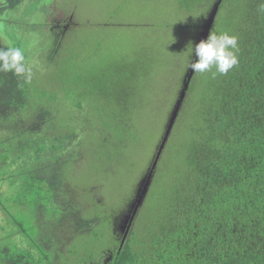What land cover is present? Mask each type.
<instances>
[{
	"label": "trees",
	"instance_id": "obj_1",
	"mask_svg": "<svg viewBox=\"0 0 264 264\" xmlns=\"http://www.w3.org/2000/svg\"><path fill=\"white\" fill-rule=\"evenodd\" d=\"M208 2L177 0L176 10L198 14ZM23 4L24 0H0V27L4 17L17 13ZM260 4L261 0L220 1L212 30L217 26L218 33L238 36L239 64L227 75L194 73L186 79L188 102L184 98L183 103L188 107L180 111L173 131L174 139L184 136L185 172L158 213L165 223H151L143 228L144 234L130 239L128 235L122 248L119 239L109 263L78 246L80 240L98 235L95 229L100 224L99 218L86 217L78 191L69 181L79 176L73 167L82 157L80 140L85 133L56 125V109L72 100L64 101L63 87L78 84V75L74 74L73 82L57 76L60 64L50 82L51 69L44 71L36 63L37 56L31 55L32 46H27L31 27L47 30L64 25L48 18L24 24L20 32L9 28L16 40L12 46L20 47L30 64L34 62L35 75L26 84L11 73H0V188L6 182L20 189L12 193L10 202L0 194L9 223L16 227L13 231L7 225L5 230L0 224L5 231L0 237V264H264V12ZM39 12L38 16L44 14ZM185 27L190 28L182 23L178 31ZM7 45L0 37V47ZM65 62L68 66L72 60ZM151 72L144 76L132 68L128 81L116 72L110 80L122 79L126 90L115 92L111 100L118 104L121 95H129L127 107L133 109L140 95L137 88L151 81ZM43 79L49 89L56 80L57 89L48 91ZM83 85L94 89L90 83ZM122 120L115 113L112 126L106 127L113 134L112 143L127 138L130 129ZM16 178L20 182L13 181ZM17 209L22 217L28 213L33 218L32 230L20 226ZM17 233L20 241L12 237Z\"/></svg>",
	"mask_w": 264,
	"mask_h": 264
},
{
	"label": "rangeland",
	"instance_id": "obj_2",
	"mask_svg": "<svg viewBox=\"0 0 264 264\" xmlns=\"http://www.w3.org/2000/svg\"><path fill=\"white\" fill-rule=\"evenodd\" d=\"M209 1L200 15L187 10L179 12L176 10L177 0H24L17 13L4 17L0 37L11 46L14 40L9 28L20 32L24 24L63 17L57 20L64 25L63 28L54 26L46 30L39 29V25L31 27V40L27 46H32L31 55L37 56L36 63L44 71L51 69L48 75L50 82L54 68L60 64L57 76L65 75L73 82L78 75V84L64 86L63 83L64 101L72 100L56 109V125L85 133L80 140L82 157L73 167L75 175L79 176L77 181L74 176L69 181L71 187L78 191L74 193L82 200L86 217L95 216L100 223L95 229L98 235L80 240L78 246L95 253L103 263L112 260V251L124 236L180 102L178 115L188 107L183 103L184 98L188 102L184 86L191 73L188 65L195 62L196 55L193 51L189 57L187 50L190 42L194 49L206 35L219 0ZM39 11L44 14L38 16ZM220 17L222 20L223 16ZM182 23L190 28L178 31ZM219 29L216 26L215 30ZM69 58L72 62L67 66L65 61ZM31 65H35L34 62ZM132 68L140 69L144 76L147 70L153 69L149 75L151 81L143 83V80L144 85L137 88L140 95L133 109L127 107L129 95H121L118 104L111 100L113 94H123L126 88L122 79L110 80L116 72H122L123 79L128 81ZM99 73L106 77L104 82ZM177 81L181 84L179 89ZM55 82L49 89L47 81H41L48 91L57 89ZM87 83L94 89H85L83 84ZM63 91L59 90L60 93ZM78 103L81 105L77 106ZM115 113L124 117L122 122L130 130L126 139L112 143L111 133L106 127L112 126ZM176 122L177 118L174 124ZM174 124L130 228L129 239L144 234L143 228L150 227L151 223L152 226L165 223L158 213L165 207L176 182L185 172L181 160L185 153L182 145L184 136L180 134L174 139ZM30 165L34 167L33 163ZM13 181L20 182L18 178ZM18 190V186L13 188L3 182L0 194L10 202L12 193ZM13 205L9 206L11 212L15 211ZM22 216V211L17 209L15 218H18L20 226L32 230L36 226L33 218L28 213L26 217ZM10 218L13 221L12 216ZM0 224L5 230L11 226L15 231L16 227L9 223V215L2 208L1 201ZM4 234L0 228V237ZM72 235L69 234L70 244L74 239ZM12 237L21 239L18 233Z\"/></svg>",
	"mask_w": 264,
	"mask_h": 264
},
{
	"label": "clouds",
	"instance_id": "obj_3",
	"mask_svg": "<svg viewBox=\"0 0 264 264\" xmlns=\"http://www.w3.org/2000/svg\"><path fill=\"white\" fill-rule=\"evenodd\" d=\"M259 10L264 12V0H261ZM193 51L198 59L189 63L188 68L190 67L194 73L211 72L213 77L217 74L227 75L239 64V38L226 31L218 33L213 29L208 38L196 44L194 49L190 42L187 50L189 57ZM0 73H11L24 83L31 84L35 69L20 47L7 45L0 47Z\"/></svg>",
	"mask_w": 264,
	"mask_h": 264
},
{
	"label": "water",
	"instance_id": "obj_4",
	"mask_svg": "<svg viewBox=\"0 0 264 264\" xmlns=\"http://www.w3.org/2000/svg\"><path fill=\"white\" fill-rule=\"evenodd\" d=\"M220 1H221V0H220ZM220 1H219L218 5H217V7H216V10H215V12H214V14H213V16H212L211 22H210V24H209V26H208V29H207L206 35H205V37H204L203 40H206V39H207V37H208V35H209L210 31H211L212 23H214L213 21L215 20L216 15H217L218 10H219ZM197 59H198V58L196 57L195 62H196ZM193 74H194V71L191 70V73H190L189 78H191ZM186 87H187V86H186ZM184 95H185V92H184ZM181 102H182V101H181ZM181 102H180V105H181ZM180 105L178 106V110H176V112H175L174 115H173V118H172V120H171V123H170V125H169L168 131H167V134H166V137H165L164 142H163V144H162V147H161V149H160V151H159V154H158V156H157V159H156V161H155V164H154V166H153V169H152L151 173L149 174V177H148L147 182H146V184H145V186H144V189L142 190V194L140 195V197H139V199H138V201H137V204H136V207H135V209H134L133 215H132L131 219H130L129 222H128L129 224H128V227H127V229H126V231H125V233H124V238H123V241H122L121 248H122V247L124 246V244H125V241H126L128 235H129V233H130V228H131V226H132V224H133L134 218H135V216L137 215V212H138V210H139V208H140V206H141V204H142V202H143V199H144V197H145V195H146V193H147V191H148V188H149L150 182H151L152 177H153L154 170H155V168L157 167V161L159 160L160 155H161V152H162V150H163V147L165 146V143H166V141H167V139H168V137H169V134H170L171 129H172L173 124H174V120L177 118L178 111L180 110V107H181Z\"/></svg>",
	"mask_w": 264,
	"mask_h": 264
},
{
	"label": "flooded vegetation",
	"instance_id": "obj_5",
	"mask_svg": "<svg viewBox=\"0 0 264 264\" xmlns=\"http://www.w3.org/2000/svg\"><path fill=\"white\" fill-rule=\"evenodd\" d=\"M123 238H124V236H123ZM123 238H122V241H123Z\"/></svg>",
	"mask_w": 264,
	"mask_h": 264
}]
</instances>
